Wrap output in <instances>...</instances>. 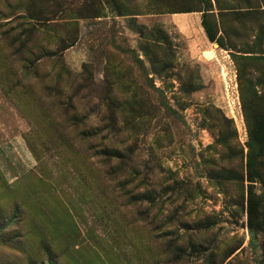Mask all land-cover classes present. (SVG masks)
I'll return each instance as SVG.
<instances>
[{"label":"rangeland","instance_id":"obj_1","mask_svg":"<svg viewBox=\"0 0 264 264\" xmlns=\"http://www.w3.org/2000/svg\"><path fill=\"white\" fill-rule=\"evenodd\" d=\"M251 110L264 0H0V264H264Z\"/></svg>","mask_w":264,"mask_h":264},{"label":"trees","instance_id":"obj_2","mask_svg":"<svg viewBox=\"0 0 264 264\" xmlns=\"http://www.w3.org/2000/svg\"><path fill=\"white\" fill-rule=\"evenodd\" d=\"M207 19H208L207 14L203 13V19L201 23L204 28L206 37L209 40V42H218V38L213 33L212 27L210 26ZM219 46L221 45L219 44ZM242 108H243V111L247 112L248 108L245 102L242 103ZM256 111L257 112L253 113V111L251 110L250 112L251 123L248 128V136H249L251 143L256 148L259 149V152L262 153V155H264V113H262L263 112L262 110H259V111L256 110ZM256 215H257L256 200L252 197H249L248 199V220H249V226L251 229L255 225Z\"/></svg>","mask_w":264,"mask_h":264}]
</instances>
